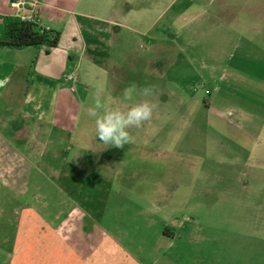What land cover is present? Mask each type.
<instances>
[{
  "label": "rangeland",
  "instance_id": "obj_1",
  "mask_svg": "<svg viewBox=\"0 0 264 264\" xmlns=\"http://www.w3.org/2000/svg\"><path fill=\"white\" fill-rule=\"evenodd\" d=\"M200 4H87L97 25L117 22L106 36L110 68L82 56L70 71L78 80L73 100L60 99L54 125L40 133L13 129L12 116L2 113V136L34 168L28 175L20 156L2 146V164L16 166L18 192L2 184L0 255L12 248L4 242L13 238L12 219L54 217L64 198L66 217L82 221L74 243L112 239L122 263L264 264V17L252 34L244 18L199 15ZM247 4L264 11V0ZM111 6L125 17H115ZM132 83L151 87L157 108L130 129L135 143L105 145L88 109L97 94L117 106ZM14 130L35 139L31 155ZM70 165L77 188L61 195L69 179H60L59 169ZM47 197L50 207L42 210Z\"/></svg>",
  "mask_w": 264,
  "mask_h": 264
},
{
  "label": "crops",
  "instance_id": "obj_2",
  "mask_svg": "<svg viewBox=\"0 0 264 264\" xmlns=\"http://www.w3.org/2000/svg\"><path fill=\"white\" fill-rule=\"evenodd\" d=\"M12 1L0 0V34L3 32L4 19L16 17V11L11 6ZM187 1L201 3L198 14L203 17L235 19V22L244 18L245 25H250L252 34L261 29L255 20L263 18L264 11L252 10V7L247 4L252 0ZM27 2L31 7L33 0H27ZM90 2L91 0H38L37 9L40 22L61 34L59 45L49 52H46L45 47L20 50L0 48V81L7 80V83L0 87V122L2 113L9 114L16 125L12 126L13 129L17 130L20 124L22 130L40 133L54 125L56 115L59 113L60 99L61 102L66 103H68L67 99L68 101L73 100L72 85L78 83V80L75 81L70 71L77 70L82 56H87L93 66H103L106 70L110 68L111 60L108 51L110 42L106 36L111 35L112 28L117 26V22L106 20L105 26L97 25L95 19L97 16L87 8ZM205 3L214 5L215 10L206 6ZM111 8L115 17L122 16L116 6H111ZM123 16L125 17V14ZM261 31L264 33L263 30ZM253 43H256L254 39L252 46ZM105 47L106 50H104ZM67 75H73L74 80L66 81ZM15 130L11 133L14 140L18 137L23 139V145L28 147L29 151H26L31 155L34 151L35 139L31 134L27 137V133L25 138H22L23 135H18ZM5 139L7 138L1 133L0 193L2 184L3 187H8L17 193L16 166L12 168L10 164H2L1 148L2 146L8 147V150L15 155L14 158L20 156V161L29 171L28 175L34 168L33 161L30 157L27 158L25 151L16 152L9 148ZM45 141L48 143V140ZM45 166L49 168V164ZM74 167L70 165L69 168L64 166V169H59L61 171L59 178L64 181L69 179V186L65 187L63 184L59 189L61 195L68 193L71 189L74 192L77 188L75 184L78 177L73 174ZM5 178L8 180H4ZM48 199L47 197L46 201L41 203L42 210L50 207ZM65 202L63 198L60 204L62 208L57 210L54 217L12 219L11 223L15 227L13 238L4 240L6 244L12 245V248L0 255V264H126L120 261L121 256L118 258L120 250L112 239H95L92 246L89 242L85 243V246H83L84 243L82 245L74 243L77 240L73 233L82 221L66 217Z\"/></svg>",
  "mask_w": 264,
  "mask_h": 264
},
{
  "label": "clouds",
  "instance_id": "obj_3",
  "mask_svg": "<svg viewBox=\"0 0 264 264\" xmlns=\"http://www.w3.org/2000/svg\"><path fill=\"white\" fill-rule=\"evenodd\" d=\"M7 80L0 81V87ZM153 94L151 87L138 88L134 83L129 84L123 91L120 104L109 107L102 102L100 95L94 97V105L89 107L88 116L95 118L96 137L105 144L116 148L135 143V136L130 129L140 128L150 121L157 105L149 99ZM144 97L137 100L136 97Z\"/></svg>",
  "mask_w": 264,
  "mask_h": 264
},
{
  "label": "trees",
  "instance_id": "obj_4",
  "mask_svg": "<svg viewBox=\"0 0 264 264\" xmlns=\"http://www.w3.org/2000/svg\"><path fill=\"white\" fill-rule=\"evenodd\" d=\"M3 24L0 48L20 50L45 47L46 52H49L59 45L60 32L44 26L40 19L23 21L18 17H7Z\"/></svg>",
  "mask_w": 264,
  "mask_h": 264
},
{
  "label": "built area",
  "instance_id": "obj_5",
  "mask_svg": "<svg viewBox=\"0 0 264 264\" xmlns=\"http://www.w3.org/2000/svg\"><path fill=\"white\" fill-rule=\"evenodd\" d=\"M37 3L38 0H33V4L29 7L27 0H13L11 6L16 11V17L23 21H32L39 19ZM65 79L66 81L71 82L74 80V77L73 75H67Z\"/></svg>",
  "mask_w": 264,
  "mask_h": 264
}]
</instances>
